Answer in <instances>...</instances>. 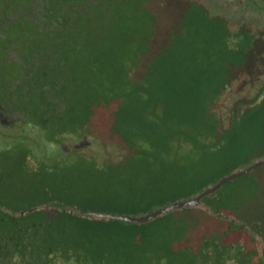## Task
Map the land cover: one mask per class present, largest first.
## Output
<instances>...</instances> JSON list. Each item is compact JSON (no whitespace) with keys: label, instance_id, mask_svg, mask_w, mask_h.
Masks as SVG:
<instances>
[{"label":"trees","instance_id":"obj_1","mask_svg":"<svg viewBox=\"0 0 264 264\" xmlns=\"http://www.w3.org/2000/svg\"><path fill=\"white\" fill-rule=\"evenodd\" d=\"M27 1L17 4V11L8 8L10 2L0 5V105L10 121L0 123L1 205L20 211L56 201L87 211L140 215L179 200L165 198L169 190L188 193L185 199L194 196L210 183L205 180L210 164L224 163L234 158V149L245 152L264 141H253L261 117L243 124L247 111L259 105L257 98L235 109L239 103L232 88L218 83L220 73L207 68L206 45L203 50L189 46L175 36L182 27L172 24L164 25L172 26L167 45L165 38L163 45L148 38L160 33L153 19L161 3L169 8L179 0H141L140 7V0ZM190 8L191 3L184 5V12ZM192 8L199 11L190 13L193 19L211 18L200 2ZM25 12L28 18L22 17ZM173 18L174 13L166 23ZM30 24L38 42L21 34ZM24 47L27 51L20 50ZM155 47L159 57L152 56ZM198 61L206 64L202 81L195 78ZM14 65L19 70L12 75ZM223 95L233 101L226 114L219 102ZM40 141L44 152H39ZM86 141L100 145L106 159L99 161V152L80 145ZM256 171L262 173L247 182L249 197L241 195L232 203L230 195L219 194L233 180L202 199L217 216L188 208L149 223H128L55 208L22 217L0 210V264L137 263L135 242L143 244L148 225L161 221L173 224L179 234L193 224L192 238L183 244L200 256L189 264H264V234L259 241L230 220L213 224L228 214L255 231L242 217L251 220L256 212L257 200L250 198L263 196L259 206L264 201V165L251 173ZM27 194L33 202L15 207V198ZM196 214L213 220L202 226ZM232 225L245 231L254 250L237 241ZM204 232L212 237L210 244L202 239ZM132 238L135 244L128 243Z\"/></svg>","mask_w":264,"mask_h":264},{"label":"rangeland","instance_id":"obj_2","mask_svg":"<svg viewBox=\"0 0 264 264\" xmlns=\"http://www.w3.org/2000/svg\"><path fill=\"white\" fill-rule=\"evenodd\" d=\"M2 1L3 0H0V5L4 2H10L8 8L10 10L13 9V11H17V4H19V6H25L28 4L27 0ZM176 1L177 0H175V2ZM179 1L180 3H178L176 6L170 5L169 8L161 3V11H159L160 13L158 14V16H155V18L153 19L154 24H158L159 28L161 27V35L160 33H156L155 35L149 34L150 37L148 38L156 39V44H161L160 40L165 38L166 42L164 43V45L161 44L165 46V44L167 45V43L172 40V37L168 39L169 31L172 29V26H176L178 28H182L178 30V33L176 35L174 31V35L176 37H183L184 41L187 42V44L189 43V46L193 44V47H195L196 49L203 50V46L206 45V49L203 52L205 53V58L208 57L210 61L207 62L209 64L207 68L214 70V74L220 73V76H218V83L226 82L228 84L227 89L231 90L232 88V95H236L238 100V102L235 103H239L235 109H237L241 105V102H245L254 97L257 98L256 102H258L259 105L247 111L248 115L245 116L243 124L246 122V120L247 122H251L253 118L257 117V119H259L258 117H261L262 122L260 125H257L258 131L256 130L255 133H253L254 135H256L253 141L259 142L261 140H264V0ZM140 2L141 0L139 1V3ZM149 2L151 1L149 0ZM195 2H200L206 8V13H209L211 16L210 19H208L207 17H200V19L198 18V20L192 18L190 13L193 14V16H196L194 11L199 12L198 9L192 8L194 7ZM190 3L191 8L190 11L188 10L189 14H187L188 11L184 12V5L188 6L190 5ZM141 5L142 3L138 4L137 6L140 7ZM154 11L157 10L155 9ZM172 13H174L173 21L170 20L168 23H166L168 18L172 16ZM22 15L23 18H28L30 16L26 12ZM164 17L165 20L163 19ZM240 17L242 18L241 20L239 19ZM143 22L144 24L145 22L147 23L146 20H143ZM112 24H114V21L112 22ZM165 24H172V26L164 27ZM23 28L21 30V34L26 39L30 37L29 40L34 42H38L40 40L34 24L25 25L23 26ZM141 34H143V32H141ZM216 34H218V37H215ZM142 36L145 37L144 35H141V37ZM224 42H227V45H225ZM156 47L152 56L157 55V57H159ZM20 50L27 51L25 47L23 49L20 48ZM159 53L161 54V56L168 55L167 53ZM10 55L11 53H9V56ZM169 58L170 57H167V59ZM197 63L199 64L201 63V61H198ZM198 64L194 62V66L197 69L195 78L199 81H202L208 75L206 64L202 66H200L201 64ZM18 70L19 67L17 69V66L14 65L12 66L10 72L13 75L17 73ZM193 82L196 81L193 80ZM195 90L199 91V86H197ZM226 98L227 95H223L220 96L219 100L220 108L225 114L226 111H231L233 108V101L231 99L227 100ZM208 111L211 112V108L208 109ZM243 124L240 125V129L244 128L242 127ZM6 132L10 133V131ZM241 136V138H243V135ZM32 137L37 136L33 135ZM31 140L32 139H30V141ZM10 143H12V141H10ZM39 144L43 147L39 152H41L42 150V152H44L43 142L40 141ZM0 145V148L4 146L3 139L2 142L0 140ZM80 145H85L89 149H93L99 152L97 156V159L99 161L106 159L104 158L105 155L102 153L100 145H98L97 143L86 141L80 143ZM32 146L34 147V149L32 148L33 151L36 152L38 148H35L36 146L34 145ZM234 150L235 156L233 159L227 160L226 162L217 165L210 164V170L205 174L206 181L215 183L214 181H216V178H219L221 175L223 177L225 175L233 173L241 166L245 164H252L258 158L264 157V141L260 142L259 147L255 148V146H253L252 148L247 149L245 152L237 148ZM103 152L105 153L104 150ZM112 152L113 151H111V153ZM227 152H229V150H227ZM223 155L225 154L223 153ZM243 155L244 157H242ZM229 157L232 156L229 155ZM236 166L239 167L236 168ZM251 172H249V175L245 174V176L242 175L241 178L239 177L235 179L234 182H228L229 185L225 184L226 186L219 192V194L230 195L232 198V203H236L237 199H240L241 195L249 194V197L251 193L249 187L247 186V182L253 179H258V177L261 176L260 174L262 173V171H256L253 173ZM186 194L188 193L178 192L177 194L174 191L169 190L165 195V198H167L168 200H172L178 197L179 200H182L187 197ZM190 196L191 195H189L188 197ZM20 197L21 198H15L14 201L17 204L15 205V207H25L28 204H31L34 198L29 194ZM262 198L263 196L259 195L255 196V198H250L254 201L257 200L255 210L256 212L251 220H247L246 218L242 217L244 221H247L248 224L260 234V236L264 234V201L262 202L263 204L259 206ZM214 207L218 209L216 205H214ZM224 210V208L219 209V211H221V214L224 213ZM187 213V217H190L191 213ZM193 216V218H200L204 221V224L202 226H205V224H208V222L213 220L209 217L206 218L203 215L196 214ZM214 221L216 222H213V224L216 225L225 224V219L223 218H217ZM190 224L191 223H189V225ZM189 225L180 228V234L176 231L174 225L172 224L171 226L170 222L168 221H161L160 223L148 225L145 238L142 241L143 244L135 242L137 239L134 238L129 239L128 241L129 244L131 243V241L133 243L135 242L139 244L132 252L133 256L136 258L137 263L131 264H189V262H192L194 261V259L199 258L200 252L197 251V249L195 250L194 248L195 251L193 252V246L190 247L186 244H183L184 242H186V239L190 240L192 238ZM231 228L236 232L234 235L235 238H237V241L243 242L248 245L247 250L255 249L254 242L249 238L245 231L240 228H235L233 225ZM203 234L204 236L202 237V239L208 241L209 243V241L212 240V237L208 236L207 232H204Z\"/></svg>","mask_w":264,"mask_h":264},{"label":"water","instance_id":"obj_3","mask_svg":"<svg viewBox=\"0 0 264 264\" xmlns=\"http://www.w3.org/2000/svg\"><path fill=\"white\" fill-rule=\"evenodd\" d=\"M262 165H264V157L258 158L252 164H245L241 166L240 168L236 169L233 173L223 176L215 183L208 184L203 190L197 192L192 197L168 203L164 206H161L150 212L143 213L140 215H128V214H120V213H105V212H97V211H87V210H82L74 206H70L68 204L60 203L56 201L44 202V203L32 206L30 208L20 210V211H14L0 204V210L10 216L22 217L26 214L32 213L37 210L55 208L58 210H64L66 212H73L77 216L87 218V219L100 217V218H110V219L121 220V221H125L128 223H149L159 217L169 214L170 212L179 211V210L188 209V208H203L205 210H208L211 215L217 216V214L211 211L209 207L203 205L202 199L214 193L215 191L221 189L228 182L235 180L241 177L242 175H245ZM221 218L225 220H230L231 222L239 226H242L243 228L248 230L249 234H251L257 240L261 241L262 239L261 236H259L255 231L250 229V227L247 224L240 221L234 215H225V216H221Z\"/></svg>","mask_w":264,"mask_h":264},{"label":"flooded vegetation","instance_id":"obj_4","mask_svg":"<svg viewBox=\"0 0 264 264\" xmlns=\"http://www.w3.org/2000/svg\"><path fill=\"white\" fill-rule=\"evenodd\" d=\"M10 121L7 120L5 113L3 112V107H1L0 105V123L4 124V123H8Z\"/></svg>","mask_w":264,"mask_h":264}]
</instances>
